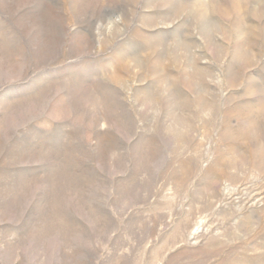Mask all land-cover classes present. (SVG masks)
<instances>
[{
    "label": "rangeland",
    "instance_id": "374dc122",
    "mask_svg": "<svg viewBox=\"0 0 264 264\" xmlns=\"http://www.w3.org/2000/svg\"><path fill=\"white\" fill-rule=\"evenodd\" d=\"M0 264H264V0H0Z\"/></svg>",
    "mask_w": 264,
    "mask_h": 264
}]
</instances>
